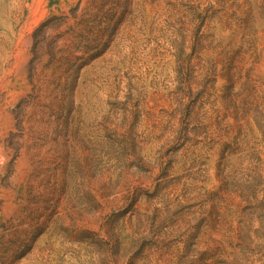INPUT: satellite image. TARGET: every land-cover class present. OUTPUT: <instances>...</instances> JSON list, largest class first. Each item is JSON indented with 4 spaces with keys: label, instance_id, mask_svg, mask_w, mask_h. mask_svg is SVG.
Returning <instances> with one entry per match:
<instances>
[{
    "label": "rangeland",
    "instance_id": "374dc122",
    "mask_svg": "<svg viewBox=\"0 0 264 264\" xmlns=\"http://www.w3.org/2000/svg\"><path fill=\"white\" fill-rule=\"evenodd\" d=\"M0 264H264V0H0Z\"/></svg>",
    "mask_w": 264,
    "mask_h": 264
}]
</instances>
